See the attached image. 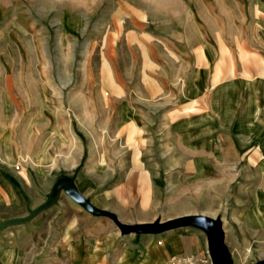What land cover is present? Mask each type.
Returning <instances> with one entry per match:
<instances>
[{"label": "rangeland", "instance_id": "374dc122", "mask_svg": "<svg viewBox=\"0 0 264 264\" xmlns=\"http://www.w3.org/2000/svg\"><path fill=\"white\" fill-rule=\"evenodd\" d=\"M256 1L0 0V154L38 187L34 205L23 186L25 206L7 210L3 224L37 222L38 264L50 260L47 249L100 232L139 245L189 229L121 235L65 191L46 206L63 180L121 224L194 215L221 223V168L192 141L212 126L199 116L234 72L239 43L250 42L256 21L264 25V13L252 15Z\"/></svg>", "mask_w": 264, "mask_h": 264}, {"label": "crops", "instance_id": "0c3cea01", "mask_svg": "<svg viewBox=\"0 0 264 264\" xmlns=\"http://www.w3.org/2000/svg\"><path fill=\"white\" fill-rule=\"evenodd\" d=\"M263 13L264 0H257L252 15ZM251 32L255 34L249 43L237 42L234 72L229 67V76H223L222 83L208 93L209 109L199 120L209 118L212 126L206 128L207 133L202 129L204 133L192 141L198 144V152L206 151L199 155L200 159L206 158L215 169L221 168L217 174L224 181L222 246L231 264H257L264 260V25L256 21ZM197 85L199 88L191 87L192 95L199 93ZM205 91L206 87L202 88L201 95ZM181 125L176 123L175 129ZM174 133L183 149V135L178 130ZM0 156L1 226L7 219V210L21 212L25 206V188L34 197H29L30 203L36 205L38 187L29 183L22 168L15 171L14 160L4 153ZM232 176L238 177V184L235 180L232 183ZM105 220L108 219L96 218L95 222L108 224ZM36 227L37 222L30 226L13 222L0 229V264H38L44 249L39 244L42 237L33 231ZM188 228L158 237L146 236L139 245H132V235L122 239L113 230L79 237L77 242L68 240L61 248L58 245L47 249L50 260L46 264H168L174 258L190 259L191 264H210L206 233L199 227Z\"/></svg>", "mask_w": 264, "mask_h": 264}, {"label": "water", "instance_id": "95a60500", "mask_svg": "<svg viewBox=\"0 0 264 264\" xmlns=\"http://www.w3.org/2000/svg\"><path fill=\"white\" fill-rule=\"evenodd\" d=\"M61 191H65L66 194L73 201H75L88 213L94 216H105L111 219L119 229L121 235H128L133 233L145 234V235L158 234L182 227H191V226L199 227L206 233L207 242H208V252L211 263L231 264L223 250V246H222L223 232L221 228V223L218 220H214L205 216L194 215V216L181 217L179 219L167 221L165 223L154 222L149 224H138V225L129 226V225L121 224L115 215L108 213L106 211H101L90 205V203L80 195V193L77 191L74 185L68 180L60 181L53 187L51 192V200L48 201L46 206L49 205L52 202V200H54L57 197L58 193ZM17 222L21 223L23 222V219L16 220V223ZM6 224L1 225L0 229L4 227ZM257 264H264V260Z\"/></svg>", "mask_w": 264, "mask_h": 264}, {"label": "built area", "instance_id": "2783aa9c", "mask_svg": "<svg viewBox=\"0 0 264 264\" xmlns=\"http://www.w3.org/2000/svg\"><path fill=\"white\" fill-rule=\"evenodd\" d=\"M170 264H191L190 259L174 258L170 261Z\"/></svg>", "mask_w": 264, "mask_h": 264}]
</instances>
